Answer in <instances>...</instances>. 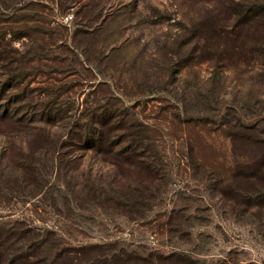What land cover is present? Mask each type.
I'll use <instances>...</instances> for the list:
<instances>
[{
  "label": "rangeland",
  "instance_id": "374dc122",
  "mask_svg": "<svg viewBox=\"0 0 264 264\" xmlns=\"http://www.w3.org/2000/svg\"><path fill=\"white\" fill-rule=\"evenodd\" d=\"M2 3L8 9L0 8V155L10 161L45 145L36 130L42 126L24 117L39 119L47 94L62 84L60 99L71 87L81 103L101 79L80 67L81 50L92 59L114 47L99 65L114 79L129 73L133 83L123 74L117 90L142 122L156 126L151 135L162 162L153 172L136 167L135 158L118 168L107 147L101 154L85 144L88 150L74 152L72 178L91 169L117 176L122 190L157 183L144 194L153 198L144 215L83 205L85 195L70 193L53 172L33 203L0 208V225L34 224L33 215L64 247L100 245L96 254L124 261L154 254V264H264V146L255 140H264V0ZM164 84L174 94L150 91Z\"/></svg>",
  "mask_w": 264,
  "mask_h": 264
},
{
  "label": "trees",
  "instance_id": "16d2710c",
  "mask_svg": "<svg viewBox=\"0 0 264 264\" xmlns=\"http://www.w3.org/2000/svg\"><path fill=\"white\" fill-rule=\"evenodd\" d=\"M2 7L7 11L5 3L0 4V8ZM0 30L4 29L0 28ZM41 33L44 32L41 31ZM4 34L5 32L0 31V35ZM76 50L79 49L76 48ZM114 50V47L110 48L109 53ZM72 53L77 55L74 50L71 51ZM109 53L98 57L99 52L96 57L89 59L86 57L88 54L86 49L81 50L80 55L85 60L79 63L80 67L83 66L84 70H94L97 76L101 77L96 79L97 83L92 86L94 90L85 94L81 103H75L72 100L71 87L66 91L69 97L60 99L62 88L66 86L62 84L54 86L55 91L47 94L48 97L51 96V99L43 104V114L39 116V119L36 120V116L24 117L27 118L26 121L31 120L37 122V126H42L36 127V130L44 135L43 138L46 141H43L47 143L37 151H31L28 157H16L7 161L5 153L0 155V208L33 203L42 193L41 190L48 186L47 182L40 181L44 180L45 175H52L55 172L58 181H63L70 193L77 191L85 195L84 199H80L83 205L92 204L100 210L121 212L131 219L141 217L148 210L147 202H151L153 198L144 194L151 193L153 186L157 183L149 184L144 180L141 184L136 183L134 187L128 185L122 190L116 185L117 176L107 178L91 169L87 172H79L81 180L71 176L76 168V165L71 163L76 160L74 152L87 149V145L91 146L92 151H99L101 154L105 152L103 148L107 147L116 158L115 160H120L114 163L118 168L122 166L121 162L131 166L129 162L135 158L136 167L153 172L154 163L162 159L158 150L160 145L151 135L155 132L156 126L152 128L148 123L142 122L133 109L125 106V94L117 90L119 89L116 87L117 81L121 80L123 74L128 77V84L133 83L129 73L123 70L120 77L114 79L113 71L109 73L101 69L99 64L110 57ZM144 74L148 78L152 76L148 72ZM150 91L154 94L165 93L169 96L174 94L167 84ZM183 105V102L178 101V106L183 107ZM2 135L4 136L5 132ZM255 140L264 146V140L261 137ZM46 144H49L51 149H48ZM115 147L121 148L118 153L114 152ZM64 149L68 151L63 152ZM55 153L58 154L54 159ZM66 158L69 160L66 161ZM48 159L50 165L46 169L42 161ZM50 189L60 193L62 191L57 186ZM55 202L56 199H53L54 207ZM32 217L35 216L29 217L35 222L34 224L28 223L26 219H18L9 226L0 225V264H154L156 259L154 254H149L146 258L137 257V260L133 262L124 261L117 256L98 255L96 252L103 249L100 245L64 247L60 236L55 231L39 227L36 224L43 221Z\"/></svg>",
  "mask_w": 264,
  "mask_h": 264
}]
</instances>
